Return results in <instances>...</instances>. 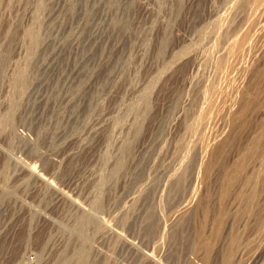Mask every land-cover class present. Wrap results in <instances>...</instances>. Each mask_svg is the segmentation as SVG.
Here are the masks:
<instances>
[{"label":"rangeland","instance_id":"374dc122","mask_svg":"<svg viewBox=\"0 0 264 264\" xmlns=\"http://www.w3.org/2000/svg\"><path fill=\"white\" fill-rule=\"evenodd\" d=\"M0 60V264H264V0H0Z\"/></svg>","mask_w":264,"mask_h":264},{"label":"bare ground","instance_id":"6f19581e","mask_svg":"<svg viewBox=\"0 0 264 264\" xmlns=\"http://www.w3.org/2000/svg\"><path fill=\"white\" fill-rule=\"evenodd\" d=\"M123 23V22H122ZM121 23V24H122ZM124 23H125V26H126V22L124 21ZM123 23V24H124ZM122 24V25H123ZM124 26V25H123ZM233 53L235 54V55H241L240 54V52L239 51H237V50H234L233 51ZM232 53V54H233ZM236 56V57H237ZM2 60V63H5L6 62V58H2L1 59ZM0 60V61H1ZM1 63V62H0ZM5 66V65H4ZM1 69H2V65H1ZM1 71V70H0ZM237 84V83H236ZM227 94V93H226ZM226 101V100H225ZM239 101V100H238ZM74 107V106H73ZM231 107V106H230ZM223 111H224V109H222ZM74 112V111H73ZM220 113V112H219ZM75 114V113H74ZM225 114V113H224ZM221 115H223V114H221ZM7 121V120H6ZM3 122H4V120H3ZM6 124V123H5ZM8 124V123H7ZM4 125V124H3ZM9 125V124H8ZM38 129V128H37ZM40 130V129H39ZM38 131V130H37ZM38 133H40V131L38 132ZM25 137H23V139H24ZM23 139H22V141H23ZM28 139V138H27ZM201 139V138H200ZM27 142V141H26ZM33 142V141H32ZM205 142V141H204ZM28 143V142H27ZM31 143V142H30ZM32 145H33V143H32ZM202 145V144H201ZM184 147V146H183ZM210 150V149H209ZM213 150V149H212ZM131 152V151H130ZM202 152V151H201ZM131 154V153H130ZM198 155V154H197ZM131 156V155H130ZM20 162V161H19ZM120 162V161H119ZM124 163V162H123ZM186 163V162H185ZM120 164V163H119ZM16 165V164H15ZM17 165H19V163L17 164ZM118 165V164H117ZM123 165V164H122ZM32 166H34V165H32ZM29 163H27V162H25V161H22V163H21V166H19L20 167V169L22 170V171H26V172H29V173H32L33 174V176L38 180V181H40L41 183H43L47 188H49L51 191H53L54 193H56V195H58L62 200H64V202H69L72 206H74V207H76L77 209H79L80 211H83V214L84 215H86V216H84L83 217V219H82V221H81V223H79L80 224V226H79V228L80 229H78L80 232H78V233H83V231H84V229H85V227L87 226V225H89L91 222H93L94 220H97L99 223V226H100V228L102 227L103 229H107L108 228V226H106V223H105V221H103V220H101L99 217H98V219L97 218H95V216H94V218H93V216H92V214H90V212L88 213V211L82 206V204H80V202H78L77 201V199H74L71 195H69L67 192H65V191H63L62 189H60L56 184H54L50 179H48L47 177H45L44 175H42V174H40V173H38V171H36V169H34L33 167H32ZM189 168V167H188ZM119 169H121V168H119ZM118 170V169H117ZM192 170V169H191ZM184 172V171H183ZM181 177V176H180ZM182 179V178H181ZM171 182V181H170ZM176 184V183H175ZM179 184H180V182H179ZM175 186V185H174ZM179 186V185H178ZM177 186V187H178ZM171 189H173V188H171ZM176 189V188H175ZM178 189V188H177ZM155 191V190H154ZM179 192H181L180 190H179ZM183 192V191H182ZM190 192H192V191H190ZM193 193V192H192ZM191 193V195H193ZM155 194V193H154ZM171 195V194H170ZM181 195H182V193H181ZM148 196V195H147ZM190 196V195H189ZM59 197H57V198H59ZM174 197V196H173ZM192 197V196H191ZM177 198V197H176ZM183 198H185V197H183ZM200 198V197H199ZM223 199V198H222ZM176 200V199H175ZM184 200V199H183ZM186 201V200H185ZM174 202V201H173ZM179 203V202H178ZM182 203V202H181ZM150 204V203H149ZM183 204V203H182ZM190 204H192V202L190 203ZM187 206V205H186ZM192 207H193V205H192ZM187 208V207H186ZM185 208V209H186ZM189 208H190V206H189ZM177 210V209H176ZM182 210V209H181ZM189 210V209H188ZM187 211V210H186ZM221 211V210H220ZM180 213V212H179ZM182 213V212H181ZM197 213V212H196ZM129 214V213H128ZM183 214V213H182ZM207 218V217H206ZM232 218V217H231ZM152 219V218H151ZM179 220V219H178ZM149 222V221H148ZM149 224V223H148ZM154 225V224H153ZM107 227V228H106ZM149 227H151V225L149 226ZM111 228V227H110ZM114 234V233H113ZM116 234V236H117V238H119V239H121L123 242H124V244L127 246V247H129V248H132V249H136V243L135 242H133V241H130V239L128 240V239H126L125 238V236L123 237V235L122 234H120V233H115ZM79 235V234H78ZM80 236V235H79ZM121 241V242H122ZM83 247V246H82ZM140 250V249H139ZM80 252V251H79ZM89 252H87V251H84L83 249L81 250V253L80 254H78L79 256V261H83L82 262V264L83 263H86L87 262V259H88V256H89V254H88ZM141 257L144 259V260H147L149 263H152V264H161V262L157 259V258H155V256L153 255V254H150V253H148V252H144V250H143V252H141ZM141 260V259H140ZM78 261V262H79Z\"/></svg>","mask_w":264,"mask_h":264}]
</instances>
